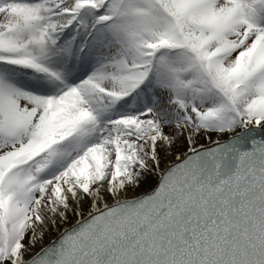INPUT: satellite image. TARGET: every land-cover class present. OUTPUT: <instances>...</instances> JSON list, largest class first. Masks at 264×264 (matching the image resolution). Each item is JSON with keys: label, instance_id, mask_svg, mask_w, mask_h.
Returning <instances> with one entry per match:
<instances>
[{"label": "snow or ice", "instance_id": "6c2138e0", "mask_svg": "<svg viewBox=\"0 0 264 264\" xmlns=\"http://www.w3.org/2000/svg\"><path fill=\"white\" fill-rule=\"evenodd\" d=\"M0 264H264V0H0Z\"/></svg>", "mask_w": 264, "mask_h": 264}]
</instances>
